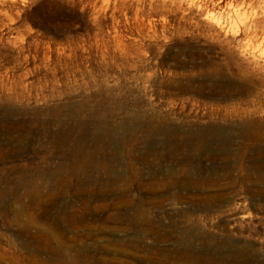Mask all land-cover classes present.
<instances>
[{
  "label": "rangeland",
  "instance_id": "rangeland-1",
  "mask_svg": "<svg viewBox=\"0 0 264 264\" xmlns=\"http://www.w3.org/2000/svg\"><path fill=\"white\" fill-rule=\"evenodd\" d=\"M229 1L0 0V264H264V0Z\"/></svg>",
  "mask_w": 264,
  "mask_h": 264
},
{
  "label": "bare ground",
  "instance_id": "bare-ground-1",
  "mask_svg": "<svg viewBox=\"0 0 264 264\" xmlns=\"http://www.w3.org/2000/svg\"><path fill=\"white\" fill-rule=\"evenodd\" d=\"M166 1L167 2L170 1L172 6H174V7L179 6L180 8H183L184 6H189V7L193 6V7H197V8L202 9V8H204L205 2L207 0H166ZM230 2L231 1H229V0H219V4H221V7H225V6L229 5ZM255 3H257V2L251 1L248 4H242L243 5L242 7L236 6V8H239L238 14H239L240 18L247 17V14L251 11L250 19L248 20L247 18H245V20H244L243 27L245 28V32H248L249 34H254L257 36V38L261 37L264 41V7H256ZM230 5H232V4H230ZM244 5H246L247 8ZM254 7L258 8V10H254ZM241 12L243 14H241ZM208 13L209 12H207V14ZM212 15L213 14H210V13H209V15H207V19H208L209 23L213 26L220 27L223 29V27H221V23H219V21L216 20V18L213 17ZM242 16H244V17H242ZM231 31L233 32L234 30L232 29ZM239 41H240V43H243L244 39L241 38ZM11 77H13L12 74H10L9 72H2L0 69V84H2L4 88L11 89V86L6 84V81L11 79ZM7 108H9V107L4 106V107H1V110L7 111L8 110ZM53 116H54L53 119H55L56 122H60V120H62V119H64V120H66L67 118L71 119V117H69L67 114H63V115L61 114L60 115L61 118H57L59 116H55V115H53ZM146 132L156 133V132H158V130L154 129L152 127H149L146 130ZM217 136H221V134L218 133ZM99 137L100 138L104 137V133L102 131L99 132ZM73 169L76 170L75 166L73 167ZM150 230H152V229H150ZM151 235H153L152 232H148L145 234L146 237H149ZM161 238H162L161 236H158L157 240H159ZM95 241H96V239H95ZM117 242L112 243L114 248L116 246L118 247V246L122 245L120 243L122 241H117ZM144 243H145L144 248H150V245L148 242L144 241ZM95 244L96 243H92V246H94ZM182 244L184 246L183 255H180V256L174 255V258H177V259L184 258V259H186V262H189L191 264L193 261H196L200 257V256H195L192 253V251H193V249L191 248L192 245L188 239H186ZM86 247L88 248V246L86 245L82 249H77V251H75V249H73V248H69L66 251L67 252L66 254L75 253L77 255V257L75 259H73L71 262H70V260L66 259V263H68V264H114L112 262H109L106 259L96 258L88 250L89 248L86 249ZM157 255H158L157 257H150L149 262H151L153 264H168V259L171 257L169 251H167L165 249H159L157 251ZM146 259H148V256L146 257ZM122 264H133V263L125 261V262H122Z\"/></svg>",
  "mask_w": 264,
  "mask_h": 264
}]
</instances>
